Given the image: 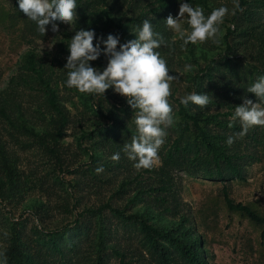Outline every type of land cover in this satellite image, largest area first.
Returning a JSON list of instances; mask_svg holds the SVG:
<instances>
[{
  "label": "trees",
  "instance_id": "obj_1",
  "mask_svg": "<svg viewBox=\"0 0 264 264\" xmlns=\"http://www.w3.org/2000/svg\"><path fill=\"white\" fill-rule=\"evenodd\" d=\"M110 1L116 4H110ZM119 1L78 0L76 11L80 20L76 22L77 28L94 29L97 38L103 36L106 39L109 33L116 34L124 43L135 38V34L128 35L131 29L139 28L148 19L154 30L168 41L161 50L165 52L172 48L171 30L165 20L170 14L177 13V0H129L125 4L126 11L124 3L116 10ZM238 2L242 10L226 16L222 25L224 47L219 53L213 52L215 45L210 51L201 49L208 62L190 75V88L193 92L207 93L212 98L211 103L204 108L191 103L186 107L180 102L184 95L181 93L177 97L172 92L169 100L176 105L173 109L175 128L171 126L174 134L171 136L166 129L167 141L158 153L161 163L141 169L139 176L142 179L137 182L146 183L145 188L125 205L110 198L83 206L79 177L93 175L98 168L111 171L114 166L108 162L107 154L113 157L120 153V158L115 160L117 167L127 169L129 159L122 149L136 133L128 128L130 106L126 99L122 101L121 107L125 108L121 114L105 110L103 96L80 93L66 86L64 65L67 57L52 56L37 48L28 49L22 55L17 69L0 88V264H104L107 251L115 250L108 242L111 240L110 217L141 233L151 255H157L161 264H209L201 250L203 236L197 234L194 222L187 214H181L180 221L168 227L157 224L155 216L146 215L140 208L129 211L141 195L161 207L163 214L178 216L177 207L181 206L175 187L178 170L190 177L225 182L223 195L228 210L264 227V214L254 203L233 199L228 187V183L235 180L246 181L249 168L264 161L262 126L251 127L232 145L226 143L229 136H236L241 131L239 121L229 127L235 108L243 103L244 96L256 100L255 94L247 92V88L264 76L263 52L254 56H239L238 53L244 44L243 38L248 35V29L241 28V19L251 18L256 5L258 9H264V0ZM191 3L202 7L205 15L220 6L215 0H191ZM227 5L232 8L233 2ZM91 8L94 10L90 11ZM0 24L12 33L18 31L21 42H31L36 37L34 23L19 10L17 1L13 8L0 3ZM259 37L264 39L262 35ZM191 45L186 46L188 56L198 61L197 48ZM101 47L106 46L101 44ZM63 50L70 55L67 46H63ZM103 60L102 54L97 60L101 67ZM61 88L76 94L85 110L78 116L80 124L76 128L77 148L74 150L64 142L69 125L74 123V114L66 105L67 96H61ZM94 114L108 122L95 124ZM92 125L95 128L89 129ZM21 149H35L41 153L42 159L29 173L18 164ZM83 156L88 157L85 160ZM40 173L41 176L33 177ZM66 174L79 177L67 179ZM98 177H93L94 181ZM102 181L100 178L99 182ZM33 190L48 199L30 198L26 210L30 209L32 215L24 217L22 213L15 218L10 209L4 210V204H13L16 208L22 201L27 202V195ZM56 212L73 215L74 220L56 229L33 222L51 219Z\"/></svg>",
  "mask_w": 264,
  "mask_h": 264
},
{
  "label": "rangeland",
  "instance_id": "obj_2",
  "mask_svg": "<svg viewBox=\"0 0 264 264\" xmlns=\"http://www.w3.org/2000/svg\"><path fill=\"white\" fill-rule=\"evenodd\" d=\"M16 1L17 0H0V3H3V5L8 8H13ZM127 1L129 0H120L119 5H116V10H118L123 3L124 8ZM148 1L150 0H146L145 2ZM215 1L218 6L227 5L228 3L233 2V0ZM180 3L181 0L176 1L175 7L178 8L175 15L179 12ZM110 4L115 5L116 2L110 1ZM227 6L231 9V6ZM93 10V8L90 9V11ZM126 10L127 7L124 8V11ZM253 13L254 14L251 18L246 17L245 20L241 19V28L245 27L248 29V35L243 38L245 41L238 51L239 56H249L251 54L254 56L260 51L264 54V49L262 48L264 47V39L262 40L259 37L262 35L264 38V9H258L256 5L253 9ZM78 20H80L79 16L73 23V26L76 29H78L76 25ZM59 27L60 31L58 33H52L49 28L45 37H41L36 31L34 33L36 34L35 38L29 37L33 38L31 42H21L18 37V31L12 33L0 24V88H3L6 85L8 79L15 72L18 64L21 62L22 55L28 49L37 48V50L46 54H51L52 56L60 55L62 58L68 57L66 51L63 50V46H67L68 42L71 41L72 35L75 34V31L70 30V26L66 24H60ZM185 27H187L186 24ZM34 28H36L35 24ZM135 29L138 28L131 29L128 35L134 34L132 30ZM221 31L224 34L225 29L223 26H221ZM170 41L173 43L172 48L169 47L163 52L161 48L163 49L164 46H162L158 51L166 59L170 70L177 74L178 78L171 82V90L172 92H175L178 97L182 94L185 95L193 92L190 88V75L197 72L200 66L204 67L208 62V60L202 55L203 52L200 50L209 49L208 51H210V49L214 47L213 52L219 53L221 48L224 47V44L222 41L219 45H216L211 41L196 45L192 44L193 47L197 48L196 50L198 52V54L196 53L198 61H194L188 56L186 46L182 47L183 42L178 39L172 31ZM50 45H53L51 50L49 49ZM103 62L104 65H106V57ZM92 63L93 65L100 66L98 61ZM185 65L191 66L190 70L187 72H183ZM70 93L71 92L66 91L64 88H61V96H67V99L69 100L66 105L70 107L74 114V123L69 125L64 142L71 145L74 150L77 148L75 137L76 128L80 124V122L78 123V116L85 113V110L82 107L79 97L76 96V94ZM106 95V98L104 97L102 100V105L105 110H113L116 114H121L125 108L123 106L121 107V104L126 98L115 94L111 89L106 92ZM114 103H116V105ZM172 105L173 109H175L176 105L173 103ZM128 111H130V114L127 117L128 128L136 133L134 124L135 113L131 107ZM92 117L95 124H105L108 122V120L101 116H97L96 114L92 115ZM175 123L174 119L172 127L175 126ZM172 127L170 126L167 128L171 136L174 134L171 129ZM94 128V125H92L89 129ZM166 138L167 136L164 138V143L167 141ZM164 143L160 150L164 146ZM18 157V164L26 173H29L31 168L36 166L42 159L41 153L35 149H21L18 152ZM87 157L88 156H83L84 159H87ZM106 158L108 162H111L114 166L109 172H107L108 169H104L101 172H97L96 170L93 175H86L87 177H84L83 175L79 177L75 174L65 175L67 179L79 177L82 181L81 188L83 189L80 192V195L82 196L83 206L86 204L99 203L101 199L109 200L110 198L113 199V202L125 205L128 201L134 198L137 193H139V190L145 188L144 185H146V183L137 182L142 179V177L139 176L141 169L137 170L134 167L133 161L129 160L126 164L127 169H125L123 167H117L118 162L109 154L106 155ZM102 163H104V161ZM160 163V157H158L155 164L159 165ZM41 174L42 173L33 177L37 178V176H41ZM96 175L99 177L94 181L93 177ZM100 178H102V182H99ZM175 181L177 196L181 201V206L177 207V211L179 212L178 216L173 217L171 214H163L161 212V207H158L154 202H151L150 198L147 196L143 197L141 195H139L137 198L138 200L134 202L135 205L132 206L129 211H132L134 208H140L146 212V215L155 216L154 220L157 224H160L161 226L166 225L168 227L175 226V224L180 221L181 214H187L192 222H194L197 234L203 236L204 243L201 250H203V253L206 255L209 264H264V227L253 223L248 218H245L238 213L228 210L224 203L223 195V186L225 182L216 181V179L190 177L186 172L179 170L175 173ZM228 187L230 196L233 199L238 202L254 203L255 207L264 214V161L254 163L249 168L246 181L235 180L228 183ZM33 197H40L41 199H44V201L48 199L46 195H43L38 190H33L27 195V202L22 201V203L16 208H14L13 204H4V210L10 209L15 214V218H19L22 213L24 214V217L30 216L32 213L30 212V209L26 210V205L29 204V199ZM55 214L57 215L51 219L44 221H39L37 219L36 221L31 220V222L33 221L35 224L38 223L41 226L56 229L58 226H62L63 224L74 220L73 215L65 216L60 212H56ZM110 218L109 228L111 229V240L108 242L112 243L115 250H118L122 256L115 253L116 251L114 248L112 249L114 251L108 250L104 256V264H161L158 261V258H156L157 255H151L148 245L142 240L143 235L141 233L133 231L130 227L125 226L122 222H118V220L113 217Z\"/></svg>",
  "mask_w": 264,
  "mask_h": 264
},
{
  "label": "clouds",
  "instance_id": "obj_3",
  "mask_svg": "<svg viewBox=\"0 0 264 264\" xmlns=\"http://www.w3.org/2000/svg\"><path fill=\"white\" fill-rule=\"evenodd\" d=\"M19 10L36 26L39 36L45 37L49 28L52 33L60 31V24L70 26L75 34L67 44L70 55L64 68L67 71L65 84L78 92L103 96L111 89L126 98L134 115L136 135L130 143H125L122 151L134 162L137 170L150 169L158 160V153L164 143L166 129L174 124L171 82L177 79L166 59L158 51L168 41L154 30L153 23L145 19L138 29L132 30L134 39L121 43V36L109 33L107 38H97L94 29L73 26L78 18V0H17ZM240 9L238 0L233 7L221 5L205 15L200 6H193L191 0H181L177 15L166 18V26L180 39L182 47L206 41L219 45L223 32L221 26L226 16L235 15ZM185 24L187 27H185ZM95 41V43H94ZM174 42V41H173ZM101 44L106 47L102 48ZM119 46V47H118ZM53 45L49 46L51 50ZM107 58L106 65L96 66L93 61ZM185 65L183 72L190 70ZM182 74V73H181ZM254 93V101L244 96L243 103L237 105L229 120V127L239 121L241 131L229 136L226 143L232 145L235 139L245 135L253 126L264 127V76H260L248 88ZM207 93L191 92L180 98L184 106L190 103L204 108L211 103ZM120 158V153L112 157ZM103 171L98 168L97 172Z\"/></svg>",
  "mask_w": 264,
  "mask_h": 264
}]
</instances>
